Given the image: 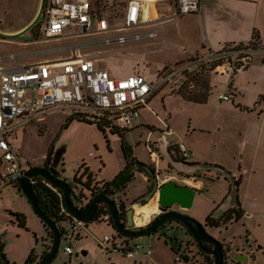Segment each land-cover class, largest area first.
Listing matches in <instances>:
<instances>
[{
	"label": "rangeland",
	"instance_id": "obj_1",
	"mask_svg": "<svg viewBox=\"0 0 264 264\" xmlns=\"http://www.w3.org/2000/svg\"><path fill=\"white\" fill-rule=\"evenodd\" d=\"M255 1L203 0L196 17L192 14L175 16L169 21L150 22L143 29L111 32L109 35L93 34L80 38L63 37L25 47L18 42L34 41L38 38V24L43 15L18 35H5L3 31L26 23L35 10L37 0H0V38L7 39L0 41V56L20 54V63L30 64L70 58L72 51L78 48L79 54H89L90 57L99 59L100 65L107 67L117 78L142 72L153 82H157L159 69L164 68L159 74L163 75L170 67L186 59L191 54V49L205 53L207 49L203 45L207 44L206 35L212 37L213 25L216 22L225 25L239 24L243 37H246L247 31L256 20ZM233 9L237 10L238 16L228 15ZM190 19H194V22L197 19V24L190 26L188 31ZM113 23H121V19H114ZM149 31L156 32L157 37L111 45L100 44L107 38ZM55 48H64V51L27 55L32 51ZM15 62H3L0 67H10ZM262 69L264 70L263 67ZM228 80V75H212V87L208 90L205 102L189 100L183 94L173 92L169 85L162 87L142 110L146 111L144 120L136 123L135 127L125 134H120L118 129L119 132H114L107 127L103 131L95 123L71 120L74 114L55 108L16 130L13 141L22 160L30 167H33L31 163L39 167L44 161L50 160L52 167L59 173V178L70 185L75 183L76 177H81L85 167L98 181H113L127 166L126 155L131 159L135 158L144 166H131L130 171L134 178L129 181L126 192H117L112 196L117 202L123 199L128 210L135 208V204L150 201L149 194L154 188V178L149 174L147 167H157L159 163L162 171L157 172L156 168H153L159 182L175 180L184 184L173 171L165 169V160L159 159L157 162L152 154L153 144L160 142L164 131L169 127L171 134L168 135V140L171 143H182L190 151L204 149L207 152L203 154L204 158L219 162L211 159L203 161L222 165L237 173L240 180V199L244 208L243 216L220 228H211L209 232L232 246L231 257L235 255L234 252L242 251L245 246L248 258L242 264H264V153L261 151L256 160L254 154H250L251 143H247L239 134L243 125L245 134H249L251 128L261 125L264 122V114L259 111L261 109L255 110L254 106L242 111L240 107L236 108L233 102L228 103V107L225 101H221L220 93L231 94L226 83ZM241 84L243 91L237 97L252 103L258 90L264 86V78L260 77L258 81L243 79ZM196 92L206 95V91L201 87ZM193 159L194 156L189 158ZM3 170L0 168V173H3ZM211 174L217 176L214 171H211ZM184 179L190 181L185 185L193 188L194 184L203 186L202 182ZM85 180L86 177L83 178V181ZM15 185L0 182V245L9 264H23L33 249L39 255L46 250L47 230L29 197ZM227 188L228 184L221 177L216 183L206 187L205 197H196L187 213L199 223H203L213 210L206 198H214L219 191L221 194ZM158 196L159 194L151 199L158 201ZM18 213L26 216V227L20 226L16 217ZM158 215H154L151 220ZM102 217L100 214V221L89 223L88 229L82 231V238L75 236L71 240L64 236L59 251L50 264H204L196 250L189 245L190 236L182 228L175 226L164 232L132 239L120 236L112 225L102 220ZM62 226L67 227V224L63 223ZM146 226L136 224V229ZM106 234L117 244L116 249L113 248L112 241L103 243ZM127 241L130 246L135 243L143 245L141 254L131 259L126 258L123 249L128 247ZM67 245H72V255L65 252ZM147 250L152 251L150 257L143 255ZM178 257H188V260L176 262Z\"/></svg>",
	"mask_w": 264,
	"mask_h": 264
},
{
	"label": "built area",
	"instance_id": "obj_2",
	"mask_svg": "<svg viewBox=\"0 0 264 264\" xmlns=\"http://www.w3.org/2000/svg\"><path fill=\"white\" fill-rule=\"evenodd\" d=\"M173 1L178 14L185 15L198 12L202 0ZM92 3V0H44L43 18L39 23L38 38L34 42L45 43L63 37L80 38L93 34L121 33L141 23L142 0L129 1L120 26H115L104 16L96 15ZM154 36V32L121 35L107 38L100 44L125 43ZM77 49L72 51L73 55L70 58L43 60L30 64H21L20 54L0 56V63L16 61L10 67H0V165L4 169L3 173H0V182L17 185L32 168L22 160L12 135L20 127L26 126L48 111L59 108L89 118L98 116L116 128L129 130L139 118L140 109L146 106L150 97L163 86L170 85L174 90H179L190 72L205 65L219 74L232 76L236 71L253 63L256 51L253 46L224 48L219 52L209 50L207 54L196 56L188 64L169 69L157 82H152L142 74L117 78L107 67L100 65L99 59H94L89 54H79ZM62 51L64 48L26 54ZM221 98L229 99L228 96ZM177 148L183 159H189L190 150L184 144H177ZM152 154L156 156L157 151L153 149ZM166 181L168 180L158 181V186ZM49 186L54 190L58 189L50 183ZM60 196L63 199V212L71 217L65 227L64 236L71 240L75 236L82 238V231L87 229L88 223L74 217L65 206L62 191ZM90 199L91 197L75 199V205L82 208ZM100 214L103 216L102 220L110 224L112 215L107 206L100 209L99 219ZM111 241L112 237L104 236L103 243L108 244ZM143 248V245L135 244L123 250L126 258L131 259L140 254ZM65 252L72 255V245L65 246ZM151 252L147 250L145 254L150 255ZM179 260L181 257L177 258V261Z\"/></svg>",
	"mask_w": 264,
	"mask_h": 264
},
{
	"label": "crops",
	"instance_id": "obj_3",
	"mask_svg": "<svg viewBox=\"0 0 264 264\" xmlns=\"http://www.w3.org/2000/svg\"><path fill=\"white\" fill-rule=\"evenodd\" d=\"M129 1H128V3H129ZM202 1H201V3H202ZM142 2H143V5H142V8H141V18H142L141 23L139 24V26H137L135 28H131L130 30H132V29H143L150 22L155 23L157 21H159V22L169 21V20H171L175 16H184V15L178 14V12L176 11V8H174L175 6L173 7L172 4L175 5V3H174L173 0H142ZM255 4H256V8H257V11H256L257 13L255 14V19L256 20L252 23L251 28L247 31L246 37H243V31L240 30V27L241 26L239 24L225 25V24L220 23L218 21V22H216L213 25V29H212L213 35H212V37L210 38L208 35H206V42H207V44L206 45H203V47L205 49H207L205 51V53L201 54V53H199V51H196L194 49L193 50L191 49L190 50V53L191 54L188 55V57L186 59L181 60L180 63H178V65H176V66H182V65L188 64L189 62H191L192 60H194V58L196 56L205 55V54L208 53L209 50H212L214 52H219V51H221L224 48H233V47H238V46H245V47H247V46H253V47H255L256 48V51L254 53V61H253V63L250 64L249 66L243 68L242 70L236 71L232 76H229V80L227 82L226 81L225 82L228 84V88H229V91L231 92V94L230 95H227V94L220 93L219 94V99L221 101H225L227 105H228V103L233 102V104L235 105V107L236 108L237 107H240L241 110L242 109H249V108H251V107L254 106V109L255 110L261 109L259 111H261V113L263 115L264 114V101H260V100H261V97L264 96V86H262L258 90L257 97H255V99L252 101V103H249V102L245 101L244 99H239V97H237V96H239V95L242 94L243 87H242L241 81L243 79H248V80H251V81H253V80L258 81V79L260 77L264 78V70L262 69V67L264 68V64H263V57H264V0H256L255 1ZM43 5H44V0H37V4H36V7H35V10H34L33 14L31 15V17L28 19V21L26 23H24L23 25L18 26V27L14 28V29H8L6 31L4 30L3 31L4 34L5 35L14 36V35H18V34L22 33L38 17L42 16V13H43ZM219 5L222 6L223 4H219ZM127 6H128V4H127ZM127 6H126V8H125V10L123 12V17L125 15L126 10H127ZM199 12L200 11L195 12V13H191V14L192 15H195V17H196L197 16V13H199ZM191 14H185V15H191ZM205 14L206 13L204 12V17L206 16ZM228 15L229 16H233V17L238 16L237 10L236 9L230 10V13ZM123 17L121 18V23H117L116 24V23H113V21H110V20L109 21L112 24H114L115 26H120L122 24ZM195 20L197 21V19H195ZM196 21L194 22V19L193 20H191V19L189 20V24H188V27H187V30L188 31L190 30V28L192 27L193 24L194 25L197 24ZM130 30H127V31H130ZM34 32H35V28L33 30V35L35 36ZM149 32H154V31H149ZM149 32H146V33H136V34H147ZM154 33H155V36L153 38L144 37L142 39H146V38L147 39H154V38L157 37L156 32H154ZM0 34H1V32H0ZM133 35H135V34H133ZM129 36H132V35H129ZM142 39H139L137 41H140ZM6 40L7 39L0 38V41H2V42L6 41ZM8 41L14 42L13 40H8ZM18 43L20 45H22V46H25V47H30V46L35 45V44H40V42H34V41H30V40L21 41V42H18ZM39 51H42V50H39ZM39 51H32V52H39ZM166 66H169V65H166ZM166 66H164V67H166ZM176 66H172L170 68H173V67H176ZM161 69H159L157 71V75H156L157 80H159L162 77V75H159V74L161 73V71L164 68L162 70ZM201 69H203V70H201ZM193 72H198V76L196 78L199 81H197V82L194 81V82H191L190 83V85L188 87L189 88V90H188L189 92H196V91L199 90L200 87H201L202 90H204V83L202 82V80H204V79L207 81V83L209 85V88H210V86L212 87V75L224 76L222 74H219V73L215 72L214 70L211 69V67L206 66V65L205 66H202V67H199L198 69L194 70ZM193 72H190L189 74H191ZM110 73L112 74L111 71H110ZM132 74H142V75L146 76L150 81L153 82V80L150 79L147 76V74H145V73H142V72L141 73L140 72H134ZM132 74H129V75H132ZM201 78H202V80H201ZM200 82H202V85L201 86L199 85ZM185 91H187V90H185ZM153 96L150 97L149 101L152 99ZM221 96H228L229 99L228 100H223L221 98ZM149 101H148V103H149ZM146 106H144V107H142L140 109V116H139V118H137L135 120L134 127H135V124L136 123H139V122L143 121L144 118L146 117V113H145L146 111L145 110L142 111L143 109L146 108ZM228 107H229V105H228ZM70 114L73 115V113H70ZM244 128H245L244 125L241 126L240 133L239 134L242 137V139L244 138V140L247 143L248 142L251 143V152L252 153H250V154H254V156H255V158L257 160V158H258L257 155L258 154H261V151H263V153H264V122L261 125H258L257 127L251 128L249 134H247V133L245 134L244 133V130H245ZM117 129L120 130L121 132H123L124 134H125L126 131H128V130L122 131L119 128H117ZM163 134L164 135H163V137H161L160 142L153 144L154 149L157 150V152H158L156 154V156H154L155 159L157 160V162H158L159 159H161V160H165L167 162V165L169 164V162L165 158H163L162 155L159 152V146L161 147V146L164 145V147H166L169 144H171L172 147L175 149L178 158H180L181 160L188 161L189 159H183L180 156L179 151H178V148H177V144L171 143L168 140V135L171 134V132L169 131V127H168V129L166 128V130L164 131ZM166 141H168V144L165 143ZM245 145H247V144H245ZM262 148H263V150H262ZM162 149H164V148H162ZM203 154H207V152L204 149H196L194 151H190V157L194 156V159L193 160H189L188 162H207V161H203V160H210L211 159V158H209V159L204 158L203 157ZM211 160H214L215 162H219L218 160H215V159H211ZM45 162L46 161H44L40 166H43L45 164ZM31 164L33 165V167L35 166L33 163H31ZM157 164H158V166L157 167L155 166L153 168H156L157 172L162 171L160 169L159 163H157ZM216 173H217V176H215V174L213 175V176L216 177V179L214 181L206 184V187L210 186L212 183H216L221 177H223L224 180L226 181V183L228 184V188L225 189V191H223L221 194H220L221 191H219V194H217L216 197H214V198H212L210 196L206 198L207 201L209 202V204L212 205V207H211L212 209L215 206L217 207L223 201V199L229 193L230 186H231L229 180L227 181L225 179V177L223 175H221L220 173H218V172H216ZM234 175L236 176V178L238 180L237 173H234ZM103 181H105V180H103ZM180 182H183L184 184L190 183V181L185 180L184 178ZM194 186L199 191L196 197H198V196L199 197H205L206 188H202V186H200V184H198V185H195L194 184ZM149 200L151 201V198ZM239 201H240V204H239L240 207L242 209H244L243 208V204H242L241 199H240V185H239ZM148 202L149 201H147L146 203H148ZM146 203H141V204L144 205ZM185 211L186 212H189V209H185ZM87 225H88L87 226V229H88L89 223ZM48 245H49V242L47 241V243H46V250L48 249ZM127 246H130V244L127 243ZM114 247H117V244L115 242H113V248ZM145 253L143 255L144 256H147V257H150L152 255V252H151L150 255H146ZM234 254L235 255L233 256V259L230 261L231 264L232 263L233 264H242V262H244L248 258L245 250L234 252ZM41 255L38 254L39 257Z\"/></svg>",
	"mask_w": 264,
	"mask_h": 264
},
{
	"label": "water",
	"instance_id": "obj_4",
	"mask_svg": "<svg viewBox=\"0 0 264 264\" xmlns=\"http://www.w3.org/2000/svg\"><path fill=\"white\" fill-rule=\"evenodd\" d=\"M163 142V141H162ZM168 144V141L165 142ZM160 154L165 158L169 164L178 172L182 173H199L202 171H215L223 175L230 181V190L223 201L215 208L214 215H224L229 210L238 207L239 201V182L234 173L222 165L209 163V162H188L185 160L177 159L173 156L170 150L159 149ZM47 166L51 165L50 160L47 161ZM144 166V165H142ZM149 174L154 178V188L149 194V198H153L157 193L159 194L158 202L159 209L163 212L151 220L145 228H136L135 223V208L132 207L127 210V224L121 218V211L117 202L105 194L92 195L88 204L82 208L75 205V200L72 197L73 188L67 182L61 180L57 176V171L52 167L47 169L45 167H32L19 181L20 191L26 194L35 212L42 218L45 224L52 232L53 239L49 251L40 258L37 264H50L56 257L60 243L61 234L56 222L43 212L38 204V200L33 188V182L36 177H42L49 181L50 184L62 191L64 196V203L67 210L79 220L90 223L95 220L99 213L100 204L106 205L112 215V226L117 230L120 236L129 238H139L146 235L155 233L159 226L169 219H176L189 228L191 233L195 236L197 241H206L214 245V248L208 249L207 253L212 254L215 258V264H224L225 252L223 245L215 237L209 234L204 226L197 221V228H193L190 224L191 218L182 213L181 211H168V208L177 205L181 209L192 208L198 190L185 184H179L175 180L166 181L160 187L158 186V179L155 171L151 167H147ZM2 258V257H1ZM5 264H8L6 262Z\"/></svg>",
	"mask_w": 264,
	"mask_h": 264
},
{
	"label": "trees",
	"instance_id": "obj_5",
	"mask_svg": "<svg viewBox=\"0 0 264 264\" xmlns=\"http://www.w3.org/2000/svg\"><path fill=\"white\" fill-rule=\"evenodd\" d=\"M129 0H92V7L94 9V12L98 16H104L108 20L113 21L114 19H121L123 17V12L128 4ZM203 70V69H201ZM198 76V72H193L191 74L187 75V79L185 80L183 86L179 90H173L175 93H180L183 94L187 99L193 100L196 102H205L207 100V95H208V90L209 85L207 81L204 79L201 80L204 83V90L206 91V95L201 92H189V85L191 82H197L199 81L196 77ZM187 90V91H185ZM260 101H264V96L261 97ZM72 119H78L80 121H84L87 123H95L99 126L100 129L105 131V128H110L112 131H117V128L111 125L109 122L105 121L104 118L98 117V116H93L91 118L87 117L86 115H81V116H76L75 114L72 116ZM125 131V130H122ZM15 137V132L12 135V139ZM127 159V166L124 168V170L120 173L116 179L113 181H98L94 176V174L87 168L85 167V170L81 177H76L75 178V183L72 184L73 188V194L72 197L73 199H79L82 197H91L92 195L96 194H105L107 196H112L116 194L117 192H126L128 183L130 180L134 178L133 173L130 171L131 166L133 165H142L141 163L137 162L135 158L131 159L129 158L128 155H126ZM57 176L59 177V173L57 172ZM86 177V180L83 181V178ZM227 181L228 179L225 178ZM240 183V180H238ZM49 181L45 180L42 177H36L33 183V188L38 200V204L43 210V212L49 217L50 219L54 220L60 230L61 238L64 237L66 234V228L62 226L63 223H68L70 220V216L67 215L66 213L63 212V199L60 196L61 190L57 189L54 190L51 186H49ZM19 191L20 187L19 184L15 185ZM82 189L85 191H89L88 193L84 192ZM21 192V191H20ZM116 201V200H115ZM117 202V201H116ZM121 213L120 214H125L126 213V205L124 203V200L121 199L119 202H117ZM106 208V205L100 204L99 206V213L100 209ZM98 213V215H99ZM236 213V217L235 214ZM97 215V218L95 220H99V216ZM17 220L20 224L21 227H26V216L23 214H16ZM211 217L212 214L210 213L206 217V221L211 223ZM242 217V210L239 205V209L236 210H229L227 214H225V219L223 222L226 224L230 222L231 220H239ZM42 223L44 224L46 230H47V241L49 242L48 249L43 252V254L39 257L38 254L35 252V249H33L25 262L23 264H37L38 261L40 260L43 255H45L52 243L53 235L52 232L50 231L49 227L45 224V222L42 220ZM110 225H112V221H110ZM160 232V230H157L155 233ZM116 247H114L115 249ZM2 249L0 245V250ZM207 264H214V259L211 258L209 255L205 256ZM182 260H188V257H181V260L178 262H181ZM177 262V261H176ZM224 264H229L228 262H224Z\"/></svg>",
	"mask_w": 264,
	"mask_h": 264
},
{
	"label": "flooded vegetation",
	"instance_id": "obj_6",
	"mask_svg": "<svg viewBox=\"0 0 264 264\" xmlns=\"http://www.w3.org/2000/svg\"><path fill=\"white\" fill-rule=\"evenodd\" d=\"M114 132H117V131H114ZM119 133L120 134H123L122 132H119ZM161 148H164L165 150H168L169 149L170 152L174 155L175 158L180 159V158H178L177 153H176L175 149L172 147L171 144L167 145L166 147H164V145L161 146V147L159 146V149H161ZM46 163L47 162H45V164L43 166H40V167H45L47 169H50L51 168V165L47 166ZM0 168H1V165H0ZM165 169L167 171H173V173H175L176 177H179L181 179L188 178V179L192 180L193 182H198V183L202 182L204 184L202 186V188H206V184L212 182L210 179H212V180H215L216 179L215 176H212L210 174L211 171H202V172H199V173H190V174H188V173H182V172L176 171L169 164L167 165V167ZM215 207L213 208V210L211 212V214H212V217H211V220H210L211 223L210 222H207L206 219H205V221L203 223H201L204 226L205 230L209 234H211L209 232V229H211V228H220V227H222L224 225H227V224H225L223 222V220L225 219V214H227V213H225L224 215H214L213 212H214ZM238 209H239V206L238 207H235L234 209H231V210H236L237 211ZM241 210H242V208H241ZM168 211H181L182 213H184L185 215H187L188 217L191 218L190 224L192 225V227L195 228V229L197 228V224H196L197 221L190 214H188L185 211H182V209L179 206L174 205V206L168 208ZM243 212L244 211L242 210V216H243ZM162 213H159V215H161ZM234 215L236 217V213ZM121 218H122L123 222L125 224H127V211H126L125 214H121ZM175 226H177L179 228H182L190 236V238H189L190 239L189 240V245L196 250L197 255L202 258L204 264H207L206 259H205L206 258L205 256H208V255L211 258L214 259V264H215V258H214V256L212 254L207 253V250L214 248V245L211 244V243H209V242H206V241H202V242L197 241V239L191 233V231L189 230V228L187 226H185L183 223H181L180 221H178L176 219L166 220L165 222H163L159 226L158 230L164 232V231H167V230H169V229H171V228H173ZM134 229H136V228H134ZM136 230H138V229H136ZM211 235L213 237H215L219 242H221V244L223 245L224 252H225V262H228L229 264H231L230 261L233 259V257L230 256V253L233 251L232 246L230 244H228V243H225V242L219 240L213 234H211ZM127 243H129V241H127ZM243 250H246L245 249V246H243ZM6 262H8V264H9V261L6 259V256L4 254H2V251L0 250V264H5Z\"/></svg>",
	"mask_w": 264,
	"mask_h": 264
},
{
	"label": "bare ground",
	"instance_id": "obj_7",
	"mask_svg": "<svg viewBox=\"0 0 264 264\" xmlns=\"http://www.w3.org/2000/svg\"><path fill=\"white\" fill-rule=\"evenodd\" d=\"M158 198H159V196H158ZM134 206H135V223L139 226H146L147 224H149L152 217L156 214H159V212H160L157 200L151 199V201H149L148 203H146L144 205L143 204H135Z\"/></svg>",
	"mask_w": 264,
	"mask_h": 264
}]
</instances>
